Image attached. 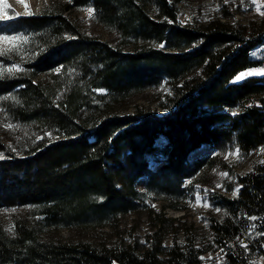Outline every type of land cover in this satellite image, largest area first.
<instances>
[{
	"label": "trees",
	"instance_id": "trees-1",
	"mask_svg": "<svg viewBox=\"0 0 264 264\" xmlns=\"http://www.w3.org/2000/svg\"><path fill=\"white\" fill-rule=\"evenodd\" d=\"M257 3L259 18L247 23L232 21L235 8L221 3L220 19L183 24L178 0H68L11 21L29 40L15 54L21 71L0 77L13 126L0 137V208L28 212L0 223V264H209L204 256L219 251L226 264H251L264 256V161L237 178L235 197L212 195L226 215L210 218V238L183 224L171 228L168 246L162 231L140 239L121 229L149 195L179 196L186 180L219 166V158L188 160L202 145L243 156L264 146V75L235 81L264 69V0ZM87 8L113 41L67 15ZM139 97L163 114L127 112ZM151 159L161 160L157 170ZM141 177L147 194L135 187ZM97 228L114 238L60 235Z\"/></svg>",
	"mask_w": 264,
	"mask_h": 264
},
{
	"label": "rangeland",
	"instance_id": "rangeland-1",
	"mask_svg": "<svg viewBox=\"0 0 264 264\" xmlns=\"http://www.w3.org/2000/svg\"><path fill=\"white\" fill-rule=\"evenodd\" d=\"M66 1L68 0H4V3L8 7L4 8L3 11L12 18L0 20V35H18L16 33L17 31H14L10 27L11 21L21 17L41 14L47 8L53 6V4L58 5L60 2ZM221 3H225L233 9L235 8L236 14L232 20L234 22L247 23L249 20L259 18L260 11H257V0H178V6L180 8L179 19L183 24L194 22L204 23L212 19H220L222 17ZM25 4L31 10L32 15H26ZM15 13L19 15H14ZM67 15L77 20L90 33L98 35L101 39L105 41L114 40V35L96 22L94 11L92 16H89L86 9L76 10ZM4 46L10 47V45ZM22 46L23 44H18L19 51L13 50L6 55H0V72H3V75L0 77L12 76L21 71L20 63H15V61H18V57L15 54L23 55ZM14 66L20 70L7 71V69L14 68ZM247 77L250 76H246L243 79ZM39 79L43 80L44 75L40 76ZM235 81L237 80L235 79ZM7 98L8 96H0V137L4 139H8L7 136L10 135V128L6 127L8 121L3 107V103ZM136 106L151 110L159 115L163 114L160 108L152 104V102H149V100L142 99V97L137 98L135 103L129 106L127 112H133ZM160 140L157 141V144L162 146L165 142L162 139ZM236 151L232 150L221 153L208 145H203L193 151L188 156L190 162L206 158L208 160L219 158V160L221 159L219 166L205 167L195 177L186 180L182 186L184 192L182 191L183 193L179 194V196L149 195L145 202L146 209L144 208L138 214H128L122 217L121 229L125 232H132L135 237L140 239L147 234H152L156 230L162 231L165 237V244L168 246L172 244V234L170 231L173 229L171 228L179 227L183 224L186 226H195L202 236L210 238V218L222 220L226 215L224 210L212 205V195L221 193L228 197H235L237 195V178L248 174L256 165L264 161V146L249 156H243L240 152L237 156L235 154ZM160 165L161 160L151 159L149 161V166L152 170H157ZM147 180V177H141L137 180L135 187L139 192L147 194ZM27 212L28 210L26 209L7 210L0 208V223L3 226L9 227L14 216H25ZM150 213L152 214V218L149 216ZM161 216L166 220V223H162ZM60 235L65 240L78 241L81 239L83 241L93 242L95 240H112L115 233L109 228L87 229L83 231L63 229ZM204 258L209 264H226L221 251L215 254H207ZM251 264H264V256L256 260L254 259Z\"/></svg>",
	"mask_w": 264,
	"mask_h": 264
},
{
	"label": "snow or ice",
	"instance_id": "snow-or-ice-1",
	"mask_svg": "<svg viewBox=\"0 0 264 264\" xmlns=\"http://www.w3.org/2000/svg\"><path fill=\"white\" fill-rule=\"evenodd\" d=\"M0 20H6V19H11L12 17L8 16L7 13L3 11L4 8H7L8 5L4 3V0H0ZM25 9H26V15H32V12L30 9H28V6L25 4ZM88 12L89 16H92L93 14V9L88 8L86 9ZM257 11H259V7L257 8ZM14 15H19L18 13H15ZM261 15H264V12L261 13ZM29 40V37L24 34H18V35H0V55H6L7 53L17 50L19 51L20 49L18 48V44H26ZM4 45H10V47H5ZM163 47V45H160ZM14 70H20L18 68H11L7 69L8 72H12ZM3 75V72H0V76ZM251 75H264V70H255V71H248V72H242L239 75L236 76V80H242L246 76H251ZM6 127H13L11 124L6 125ZM237 156L239 155V150L237 149L236 153ZM0 159H3V155L0 154ZM239 192V189H236V193ZM219 211V210H218ZM251 219H256L255 217H252ZM245 247H247L245 245Z\"/></svg>",
	"mask_w": 264,
	"mask_h": 264
}]
</instances>
